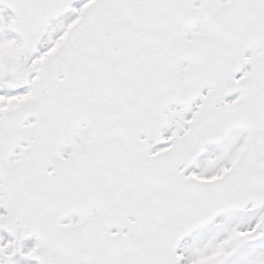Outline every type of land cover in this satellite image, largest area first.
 Segmentation results:
<instances>
[{
	"label": "snow or ice",
	"instance_id": "6c2138e0",
	"mask_svg": "<svg viewBox=\"0 0 264 264\" xmlns=\"http://www.w3.org/2000/svg\"><path fill=\"white\" fill-rule=\"evenodd\" d=\"M0 264H264V0H0Z\"/></svg>",
	"mask_w": 264,
	"mask_h": 264
}]
</instances>
